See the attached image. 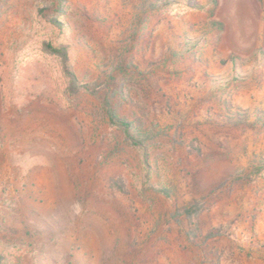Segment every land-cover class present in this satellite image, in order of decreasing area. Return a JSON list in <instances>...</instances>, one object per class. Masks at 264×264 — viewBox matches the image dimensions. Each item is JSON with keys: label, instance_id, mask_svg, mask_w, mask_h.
<instances>
[{"label": "rangeland", "instance_id": "374dc122", "mask_svg": "<svg viewBox=\"0 0 264 264\" xmlns=\"http://www.w3.org/2000/svg\"><path fill=\"white\" fill-rule=\"evenodd\" d=\"M0 256L264 264V0H0Z\"/></svg>", "mask_w": 264, "mask_h": 264}, {"label": "trees", "instance_id": "16d2710c", "mask_svg": "<svg viewBox=\"0 0 264 264\" xmlns=\"http://www.w3.org/2000/svg\"><path fill=\"white\" fill-rule=\"evenodd\" d=\"M55 22V21H54ZM54 25V24H53ZM218 26H221V24H217ZM45 51H47L50 54H54L60 58L62 71L64 75L67 78V86H66V93H68L71 96L79 95L82 93H86L88 91L95 92V88H91L90 84L86 83H80L74 73L73 68L70 65L69 57L67 54V49L64 45H54L52 43H46L44 45ZM233 61V60H232ZM234 63V61H233ZM235 65V64H234ZM103 109H104V117L106 120V123L110 126L118 130L123 138L128 141L133 146H140L141 142L138 136L134 133V127L132 123L127 120L124 117H121L117 114V111L112 106V100L111 98H105L103 103ZM198 207L196 204H191L189 207L184 208V213L191 217L195 212L197 213ZM210 264H220L218 260L209 259L208 260ZM0 264H8L4 260H2V257L0 256Z\"/></svg>", "mask_w": 264, "mask_h": 264}]
</instances>
